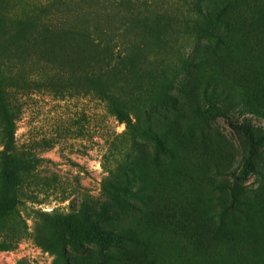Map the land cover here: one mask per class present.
Instances as JSON below:
<instances>
[{
	"label": "rangeland",
	"instance_id": "obj_1",
	"mask_svg": "<svg viewBox=\"0 0 264 264\" xmlns=\"http://www.w3.org/2000/svg\"><path fill=\"white\" fill-rule=\"evenodd\" d=\"M58 10L0 48L12 165L42 159L0 172V264H264V0Z\"/></svg>",
	"mask_w": 264,
	"mask_h": 264
},
{
	"label": "trees",
	"instance_id": "obj_2",
	"mask_svg": "<svg viewBox=\"0 0 264 264\" xmlns=\"http://www.w3.org/2000/svg\"><path fill=\"white\" fill-rule=\"evenodd\" d=\"M64 0H0V33L8 37L2 40L0 48L11 51L16 43L27 32L41 34L49 31L56 25L57 15L59 14V5H63ZM41 36V35H40ZM39 36V37H40ZM9 58V57H8ZM10 59V58H9ZM11 66H9L10 68ZM3 63H0V110L4 122L3 135H0L2 149L0 150V172L6 187L13 189L10 184V177H14L20 172L27 173L35 168L42 159L39 157L27 155L26 158L12 165V156L10 154L14 145V120L15 112L2 102L3 90L1 85L6 80L17 81L22 76L17 71L9 72L7 76L3 72ZM109 101V110L112 112L119 123L126 122L129 119V111L126 109V103L120 97L115 96L110 91H104ZM235 131L242 130L241 123H228ZM13 194L16 196L13 189ZM116 237V236H115ZM127 240V237H123ZM119 241L116 243L118 244Z\"/></svg>",
	"mask_w": 264,
	"mask_h": 264
}]
</instances>
